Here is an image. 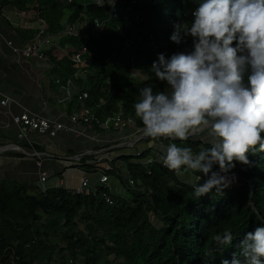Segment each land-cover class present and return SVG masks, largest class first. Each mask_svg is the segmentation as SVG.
Here are the masks:
<instances>
[{"label":"trees","instance_id":"obj_1","mask_svg":"<svg viewBox=\"0 0 264 264\" xmlns=\"http://www.w3.org/2000/svg\"><path fill=\"white\" fill-rule=\"evenodd\" d=\"M28 1L14 0V4L20 8ZM32 1L41 10L48 32L58 36L69 55L82 48L83 36L62 34L64 27L78 24L82 14L105 20L102 30L90 33L85 41L87 72L73 81L75 91L67 110H78L77 94L85 92V103L98 118L121 112L142 127L133 108L138 89L166 87L154 77L151 64L159 53L167 57L191 47L190 37L177 45L169 36L174 22L190 21L195 3L136 0L141 21L130 28L134 41L126 47L119 29H123L131 0H116V18H108L105 7L88 0ZM25 34L29 39L33 32ZM47 55L55 81L65 83L75 65L55 49ZM159 141L191 147L194 152L207 146L193 137ZM150 152L111 159L107 174L118 178L125 190L124 194L109 191L111 204L102 197L107 189L101 186L94 194H84L62 185L42 189L30 182L0 178V264H220L222 257L231 259L238 253L237 245L246 232L264 223V151L248 154L250 165L237 163L232 171L238 179L222 193L199 199H194L192 184L182 182L175 171L158 161L142 163ZM92 158L82 155L79 165L90 166ZM123 166L133 179L132 186L122 176ZM224 230H231L235 238L232 246L220 252L212 238Z\"/></svg>","mask_w":264,"mask_h":264},{"label":"clouds","instance_id":"obj_2","mask_svg":"<svg viewBox=\"0 0 264 264\" xmlns=\"http://www.w3.org/2000/svg\"><path fill=\"white\" fill-rule=\"evenodd\" d=\"M189 22L173 23L169 36L177 45L190 37L191 47L151 64L165 88L138 89L134 114L143 137L181 141L205 130L207 145L198 151L169 143L160 154L162 165L193 177L194 199L222 193L237 181V163L250 165L248 154L264 151V0H194ZM203 178V182L200 181ZM234 235L213 236L223 252ZM239 251L220 264H264V223L244 234Z\"/></svg>","mask_w":264,"mask_h":264},{"label":"crops","instance_id":"obj_3","mask_svg":"<svg viewBox=\"0 0 264 264\" xmlns=\"http://www.w3.org/2000/svg\"><path fill=\"white\" fill-rule=\"evenodd\" d=\"M25 5L34 4L30 0ZM23 7L15 6L14 0H0V98L7 100L5 105H0V178L30 182L42 189L53 185L72 189L82 177H95L96 171L92 167L94 157L88 160L90 166L83 168L69 161V156L86 150H96L101 153L97 155L99 157L109 147H113L111 155H118L120 152L131 154L132 151L126 147H115L121 146L123 142L111 143L124 137L125 131L122 130L93 131V134L89 132L78 135L70 131H60L53 138L30 131L27 136L33 143L32 149L40 153L41 157L40 165H36V158L29 155L33 150L25 139L17 136L18 128L11 122V115L28 111L72 127L68 115L73 111L67 110L69 88L63 86L65 83L62 85L55 81L49 61L37 57H23L17 50H13L26 46L31 37L26 39L25 33L32 31L34 34L37 29V22L33 17L25 18L15 13V10L19 12ZM47 52H52V49L47 48L45 53ZM105 142H110L111 145L103 146ZM146 145L153 144L148 142ZM141 146L145 147L144 144ZM153 148L157 156H160L164 145H153ZM121 171L124 177V166ZM40 172L46 175L44 181L39 180ZM178 177L184 183L194 182V175L191 173ZM110 179L115 180L111 189L109 181L110 191L113 194H124V185L120 180L115 176H110Z\"/></svg>","mask_w":264,"mask_h":264},{"label":"built area","instance_id":"obj_4","mask_svg":"<svg viewBox=\"0 0 264 264\" xmlns=\"http://www.w3.org/2000/svg\"><path fill=\"white\" fill-rule=\"evenodd\" d=\"M73 0H66L67 3L72 2ZM92 5L97 7H105L106 8V15L108 18H116L118 13L115 9L116 0H88ZM194 2V0H190ZM136 0H131L130 4L127 7V14L123 21V29H119L120 35L123 37L124 43L126 47H131L134 41V33L130 28L132 25L138 24L141 21V16L139 15L138 11L135 9V5H137ZM34 5H24L23 9L15 10L17 15L21 14L22 16L26 17H33L37 22V29L33 36L29 39L28 44L22 48L16 49L13 48L14 51H18L23 57H37L44 61H49L48 55L45 53L47 48H51L52 50H57L62 56H64L67 60H70L75 65V71L71 76H69L65 84L63 86L68 87L69 90L67 95L70 98L72 97L73 92L75 91L73 81L75 79L83 78L87 72L86 69V62L83 59L84 53L86 51L85 41L88 39L89 34L94 31H101L103 28L104 21L103 19H99L98 17H92L88 19L85 15L82 14V19L78 24L67 25L63 28L62 34L67 35H74L80 34L83 36V44L82 48L75 53L74 55H69L66 47H62L58 43V36H55L48 32L46 24L42 19L40 12L41 10L33 2ZM191 12V11H190ZM185 39L182 41L184 42ZM8 44L10 42L8 41ZM49 64L52 67V63L49 61ZM57 83H60L56 80ZM87 97L85 92H81L77 94V101L79 103V109L73 111L68 115L69 122L71 123L72 127H69L63 124L61 121L55 119H48L42 117L40 115L22 111L18 114L11 115V122L15 124L18 128V137L20 139H25L26 142L29 144L30 148L32 149V142L28 138L27 134L30 131H34L38 135H45L46 137L53 138L55 137L60 131H70L75 134H87L93 131L95 132H104V131H125L124 134V142L123 144L117 145L115 147L121 148L126 147L132 149L131 155L139 156L142 151L146 149H150L151 152L147 156H145L141 162L144 164L151 163L153 161H158L162 164L159 157L155 152V148H150L149 145H146L144 148H139L140 143L147 144L149 142L148 138L143 137L142 134V127L136 125L135 120L130 116H124L121 112H116L110 116H107L103 119L98 118L91 109L86 105L85 98ZM7 102L6 99L0 98V105H5ZM97 129V130H95ZM170 138V137H169ZM172 139V138H170ZM155 144L160 145L161 142L159 138L152 141ZM107 145V144H104ZM120 146V147H119ZM167 145H164L166 147ZM113 148V147H112ZM33 150V149H32ZM103 155L97 157L99 153L96 150H86L76 155L69 156V161L74 164L79 165L80 157L84 154L92 155L94 157L93 166H95L98 171L95 172L96 176L89 178L88 176L82 177L78 184L73 187L71 190L75 193H92L94 194L98 187H103L107 189L106 192L102 193V197L104 198L105 202L108 204L112 203V197L108 194L110 191L109 189V179L111 175L107 174V171L111 169L110 161L113 157L117 155H111V148L109 147L106 150H103ZM124 154L122 152L118 153ZM31 157L36 158V165H40V153L36 152L35 150L31 151L29 154ZM47 155V154H45ZM48 156V155H47ZM70 162V163H71ZM124 178L127 180V184L129 186L133 185V179L127 175V171L124 174ZM46 179V175L44 172L39 173V180L44 181ZM150 193L151 191L148 190Z\"/></svg>","mask_w":264,"mask_h":264},{"label":"rangeland","instance_id":"obj_5","mask_svg":"<svg viewBox=\"0 0 264 264\" xmlns=\"http://www.w3.org/2000/svg\"><path fill=\"white\" fill-rule=\"evenodd\" d=\"M132 73L135 75H137L138 74V72L136 71V70H132ZM140 73V72H139ZM141 74V73H140ZM140 76H143V74H141ZM205 130L204 129H201V130H199V131H197V132H194L192 135H191V137H193V138H200V139H202V140H204L205 141V139L207 138L206 136H205ZM119 142H124V139L123 138H119V139H117V141H114V142H111V143H119ZM105 144H110V142H105ZM142 144H144V146H146V144L145 143H140L138 146H139V148H143L141 145ZM152 144L154 145V142H152ZM107 145H103V146H107ZM111 145V144H110ZM109 145V146H110ZM153 145H151V146H149L150 148H153ZM156 146H159L158 144H155ZM110 148H112V147H110ZM108 149V148H107ZM106 150V149H105ZM121 151V150H120ZM130 151H132V149L130 150ZM132 159H136V157H133ZM142 160V159H141ZM113 178V177H112ZM110 181V189L111 188H113V186H114V184H115V180H113V179H110L109 180Z\"/></svg>","mask_w":264,"mask_h":264}]
</instances>
